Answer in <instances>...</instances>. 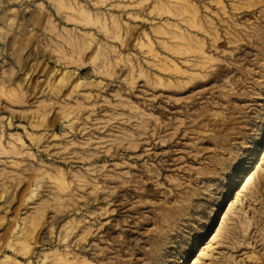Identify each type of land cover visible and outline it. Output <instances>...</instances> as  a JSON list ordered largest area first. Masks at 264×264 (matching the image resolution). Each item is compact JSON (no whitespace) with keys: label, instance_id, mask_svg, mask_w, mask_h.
Listing matches in <instances>:
<instances>
[{"label":"rangeland","instance_id":"1","mask_svg":"<svg viewBox=\"0 0 264 264\" xmlns=\"http://www.w3.org/2000/svg\"><path fill=\"white\" fill-rule=\"evenodd\" d=\"M263 154L264 0H0V264H264Z\"/></svg>","mask_w":264,"mask_h":264},{"label":"bare ground","instance_id":"2","mask_svg":"<svg viewBox=\"0 0 264 264\" xmlns=\"http://www.w3.org/2000/svg\"><path fill=\"white\" fill-rule=\"evenodd\" d=\"M263 160H264V154H263V156L261 158L260 163L257 165V167H255V170H253V172L251 174H248L247 176L244 177V179L242 181V186H241L240 192H243L244 190H246V187H248L250 185V183L252 182V180L254 178V173L259 168V166L261 165V163H262ZM239 193L237 194L236 199H237ZM230 207H232V205Z\"/></svg>","mask_w":264,"mask_h":264}]
</instances>
